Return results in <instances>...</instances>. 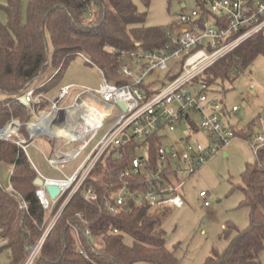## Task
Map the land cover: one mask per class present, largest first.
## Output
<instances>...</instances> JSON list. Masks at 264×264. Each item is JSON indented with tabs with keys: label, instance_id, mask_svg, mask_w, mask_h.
Returning <instances> with one entry per match:
<instances>
[{
	"label": "trees",
	"instance_id": "16d2710c",
	"mask_svg": "<svg viewBox=\"0 0 264 264\" xmlns=\"http://www.w3.org/2000/svg\"><path fill=\"white\" fill-rule=\"evenodd\" d=\"M139 1L148 8L150 0ZM195 1L199 8L207 3L206 0ZM2 10L6 23H0V92L7 98L0 100V128L11 120H18L27 140L23 124L29 112L17 98L39 75V80L44 82L38 85L36 94H45L80 53L103 72L110 84L120 86L129 82L119 72L125 54L135 50L159 51L173 44L171 27H145L146 12L139 11L132 0H28L25 21L20 0H6ZM48 41L52 47L50 60ZM257 56L264 57V31L218 60L194 83L205 86L207 92L218 82L231 84ZM48 66L57 71L54 76L52 73L47 77L43 75ZM47 104L43 100L36 107L44 109ZM247 129L254 131L251 125ZM243 132L235 130L237 136L248 139ZM159 143L156 136L147 142L149 165L144 166L139 175L126 179H120V174L129 168L138 142L129 139L120 148L107 151L82 188L64 206L31 264H178L174 252L166 247L167 238L160 228L161 217L169 207H151L135 196L136 192L143 193L150 186L148 168L153 171L157 166L156 145ZM255 158V163L247 164L241 175L245 187L243 204L249 208L248 227L237 232L224 253L209 256L203 264H261L264 149L259 150ZM0 162L12 167L9 180L12 190L7 191L0 184V239L4 241L0 252H7L6 264H24L26 249L41 237L65 196L48 210L41 207L35 195L38 187L34 185L38 174L21 146L0 139ZM164 181L169 182V179L164 177ZM124 182L129 184L128 195L119 213H111L106 202L113 203V195ZM88 189L96 194L95 201L84 200ZM22 202L26 209L21 207ZM86 230L90 231L88 237L84 236ZM80 246L86 256L79 253Z\"/></svg>",
	"mask_w": 264,
	"mask_h": 264
},
{
	"label": "built area",
	"instance_id": "2783aa9c",
	"mask_svg": "<svg viewBox=\"0 0 264 264\" xmlns=\"http://www.w3.org/2000/svg\"><path fill=\"white\" fill-rule=\"evenodd\" d=\"M206 1L204 8L198 7L190 14L183 13L177 17L172 27V30L176 31H170L173 44H168L159 51L135 50L123 56L119 72L129 80L127 84L120 86L110 84L103 72L98 70L101 83L97 89L64 86L58 91L57 98L49 102L44 94H36L38 87L34 89L32 84L17 98L20 103L21 99H24L27 106L34 109L43 100L49 102L50 121L67 126L68 136L56 132L43 134L40 131L28 130L30 138L44 135L53 142H60L59 147L47 159L48 165L56 170L64 168L70 161L75 160L104 127V118L107 115L111 116L110 130L97 142L70 177L54 180L43 178L38 174L46 184L56 185L60 189L59 195L51 200L45 185L38 187L35 195L44 210L50 209L60 197L65 196L58 215L51 220L47 230L54 225L71 197L82 188L101 157L109 150L120 148L129 139L138 142V150L142 152V156L132 157L129 168L121 172L120 179L137 176L143 172L144 166L149 165L146 144L156 136L160 141L156 145L157 166L153 171L148 168L150 182L148 189L143 193L136 192L135 196L151 207L180 209L185 205L184 176L195 174L237 137L232 125L228 122L224 124L223 118L231 120L232 116L238 113V107L233 106L229 111L221 99L216 96L208 97L205 86L199 85L201 90L195 88L198 84L194 81L243 42L264 31V0ZM78 56L92 64L85 55L79 53ZM169 62H173L170 68ZM155 70H168L169 74L166 84L153 91L148 85L144 86V82ZM174 70L178 72L174 74ZM40 77L41 75L36 79ZM252 89L251 86L250 90ZM75 92L76 94L72 96ZM34 109H32L33 116L37 117L41 112ZM61 111H64V114H61ZM91 114L94 115L93 121L89 118ZM78 115L82 116L84 121L91 120L92 127L84 136H79L84 124L80 123ZM195 116L199 119V128L192 120ZM257 122L264 124V111ZM182 123L185 124V130L181 129ZM163 130L169 133L177 130L184 136L172 145L164 146L163 141L166 136L162 133ZM198 130H201L206 138L204 144H200L197 140L195 143L190 142ZM254 131L257 132V129ZM0 138L4 137L0 136ZM16 143L22 146L25 141L22 139ZM73 144L78 146L64 150ZM263 145V136L257 135L254 144H250L255 156ZM164 177H167L169 182H165ZM128 185L124 182V185L113 195V203L106 202L109 212L119 213L128 195ZM83 197L88 202L97 199L91 189H88ZM198 198L202 208L210 206L206 192L200 191ZM21 207L26 209V204L22 202ZM77 217L81 218V215L77 214ZM46 234L34 249L29 250L25 264L33 262ZM84 236H90V231L86 230ZM0 244H4L1 239ZM79 253L85 255L82 246Z\"/></svg>",
	"mask_w": 264,
	"mask_h": 264
},
{
	"label": "rangeland",
	"instance_id": "374dc122",
	"mask_svg": "<svg viewBox=\"0 0 264 264\" xmlns=\"http://www.w3.org/2000/svg\"><path fill=\"white\" fill-rule=\"evenodd\" d=\"M132 1L139 11L146 12V17L143 22L145 27H171V31L173 32L176 30H172V27L176 23L179 15L183 13L190 14L192 11L198 9L195 0H150L147 9L141 1ZM5 4L6 0H0L1 24L6 23V16L2 10V6ZM182 4L185 8L181 7ZM20 5L22 19L25 21L28 0H20ZM47 46L50 60L52 53L50 41H48ZM172 64L173 62H169V68ZM56 72L57 71H53L51 66H48L44 69L43 75L47 77L52 73V76H54ZM177 72V70L173 71L174 74ZM168 74V70H155L147 76L144 85H148L151 90L155 91L160 88L161 85L166 84ZM39 81L40 80L37 79L33 82L34 89L44 82V80ZM100 83L101 76L98 69L84 61L80 56H77L69 62L60 78L49 86L44 95L49 102H52L57 98L58 91L61 87L74 85L83 88L97 89ZM251 86L253 87L252 90H250ZM195 88L199 90L202 89L199 85H196ZM75 94L76 92L73 93L72 96ZM206 94L208 97L216 96L221 99L229 111L233 106H237L239 109L238 113L232 116L231 120L223 118L224 124L228 122L235 130H243V133L250 137L248 138L249 141H247V138L237 136L234 140L229 142L221 152L214 155L208 163L196 171L195 174L188 177L187 175L184 176L185 186L183 194L185 202L187 203L181 209L169 207L161 217L160 225V228L164 231L167 238L166 247L174 252V256L178 259V264H203L209 256L224 253L237 235V232H242L248 227L249 208L243 204L245 200V192L243 189L245 187L242 183L241 175L247 164H253L256 161L250 144H254L257 135H261L264 138V124L261 125L257 122L258 117L263 116L264 111V57L257 56L251 66L241 73L233 83L224 82L221 84L218 82L216 85L210 86ZM5 98H7V95L0 92V100H4ZM49 102L46 108L41 109L35 107L36 110L22 104L29 112V118L23 124L27 132L28 140L22 134V124L18 120H11L7 124L9 125L11 122H17L19 124L17 134L11 139H0L15 144L22 139L25 143L29 141L30 137L26 124L34 117L32 109L40 112L50 110L51 106ZM60 113L64 114V111ZM241 114H243V116H241ZM110 119L111 116L107 115L104 118V127L86 146L85 150L81 152L75 160L70 161L60 170L51 168L46 161V157L50 154V142H48L46 136L43 135V137L34 138L33 144L27 146L26 153L32 160V165L41 176L54 180H64L74 173L97 142L110 130L112 126V124L109 123ZM192 120L199 128V119L195 116L192 117ZM249 125H251L253 130L257 129V132H248L247 128ZM162 133L166 136L163 141L164 146L172 145L184 136V134H181L177 130L174 133L163 130ZM196 140L200 144H204L206 141L201 130H198V133L192 136L190 142L195 143ZM57 143L60 144V142ZM23 146L24 145L21 147L23 148ZM76 146H78V144H73L64 148V150H69ZM36 148L39 149L41 153L37 151ZM262 149H264V145ZM134 156L140 157L142 156V152L137 150ZM11 170V165L0 162V184L7 191L12 190L9 185ZM200 191L208 194L210 204L208 208H202L198 202V194ZM58 212L59 209L55 215H58ZM49 224L46 226L35 245L28 248L29 250L34 249L44 234L47 233L41 244L42 247L51 230H47ZM125 240L129 242L128 238ZM29 250H26L27 258ZM7 255L5 250L0 252V264H6L8 262ZM259 260L261 264H264V245L259 254Z\"/></svg>",
	"mask_w": 264,
	"mask_h": 264
},
{
	"label": "bare ground",
	"instance_id": "6f19581e",
	"mask_svg": "<svg viewBox=\"0 0 264 264\" xmlns=\"http://www.w3.org/2000/svg\"><path fill=\"white\" fill-rule=\"evenodd\" d=\"M51 114V110H47V111H43L41 112L37 117H33V119L31 121L28 122V130L31 131H40L43 134H49V133H57L59 135L62 136H68V128L65 124H60L57 122H51L50 121V115ZM80 116V115H78ZM93 114L89 115V118L93 121ZM80 123L84 124L83 129L79 132V136H83L85 135L90 128L92 127L90 121L88 119V121H84L83 117L80 116ZM88 124V125H87ZM18 127L19 124L17 122L12 123L11 125H7L6 127H4L2 130H0V136L4 137L6 139H11L13 138L17 132H18ZM30 254L32 255V251H30Z\"/></svg>",
	"mask_w": 264,
	"mask_h": 264
},
{
	"label": "water",
	"instance_id": "95a60500",
	"mask_svg": "<svg viewBox=\"0 0 264 264\" xmlns=\"http://www.w3.org/2000/svg\"><path fill=\"white\" fill-rule=\"evenodd\" d=\"M182 8H184L185 6L182 4L181 6ZM21 103L25 106H27V104L25 103V100L24 99H21ZM243 115V114H241ZM12 123L14 122H11L9 125H11ZM159 126V125H158ZM6 127V126H5ZM4 127L0 128V130H2ZM181 129L182 130H185V124L182 123L181 125ZM34 185H36L37 187H42L43 185H45V189H46V192L49 196V198L51 200H54L60 193V189L58 186L56 185H53V184H46L44 180H42L41 178L37 177L34 181ZM26 250H29L28 248Z\"/></svg>",
	"mask_w": 264,
	"mask_h": 264
},
{
	"label": "crops",
	"instance_id": "0c3cea01",
	"mask_svg": "<svg viewBox=\"0 0 264 264\" xmlns=\"http://www.w3.org/2000/svg\"><path fill=\"white\" fill-rule=\"evenodd\" d=\"M185 8V7H184ZM241 116H243V115H241ZM84 136V135H83ZM38 137H43L42 135L41 136H38ZM34 138H36V137H34ZM34 138H30V140H29V142L28 143H25L24 144V146H23V148H24V151H25V153L27 152V146L28 145H30V144H33V142H34ZM46 138V137H45ZM47 140H48V142H50V154H49V156L48 157H46V161H47V159L54 153V151L59 147V144L57 143V142H53V141H51V140H49L48 138H46ZM37 149V148H36ZM37 151H39V149H37ZM40 152V151H39ZM41 153V152H40ZM26 155H27V153H26ZM29 155H27V157H28ZM28 159H29V161H30V163L31 164H33L32 163V160L30 159V157H28ZM33 166V165H32ZM33 168L36 170V172L38 173V171H37V169L33 166ZM39 174V173H38ZM40 175V174H39ZM41 176V175H40ZM43 177V176H42ZM43 178H46V179H51V178H47V177H43ZM199 202V201H198ZM187 202H185V204H186ZM184 207V206H183ZM181 209V208H180Z\"/></svg>",
	"mask_w": 264,
	"mask_h": 264
}]
</instances>
